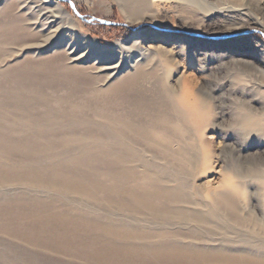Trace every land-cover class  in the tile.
Returning <instances> with one entry per match:
<instances>
[{
    "label": "rangeland",
    "instance_id": "obj_1",
    "mask_svg": "<svg viewBox=\"0 0 264 264\" xmlns=\"http://www.w3.org/2000/svg\"><path fill=\"white\" fill-rule=\"evenodd\" d=\"M34 1L0 0V95L17 88L22 90L21 85L24 84L22 74L24 73L21 72L26 71L30 64L34 63L31 66L38 64L44 66L43 62L46 60L55 63V59L62 58L58 57L61 56V52L59 53L58 51L60 50L58 46L60 44L62 45L63 42L66 43L67 40H71L72 43L81 46L82 51H85L84 54L88 58V61L77 64V67L80 69L71 71L67 75L68 78L65 79L61 78L59 69L51 68L45 72L39 69L34 70L33 73H35L37 80L45 77H53L52 79L58 78L61 82L64 81L63 85L52 87L44 84L41 92L45 95L46 101L41 104L40 102L36 103V107L32 105L31 107H23L22 109L20 105L10 100L5 103L0 102V115L2 117L0 124L3 125L2 129L11 125L15 132L37 135L43 141L42 144H46L47 147L48 145H52L56 148L55 152L57 153H54L55 155H52L53 153H46L45 155H41L39 160L55 163L63 160V158L65 160L66 157L68 161V157H73L83 151L85 153V162L87 161L89 163L88 158H92V160L95 158V164L99 161L96 165L98 166L99 164L100 167L92 168L90 171L86 170L95 175V178L87 177V180L97 179L96 181L102 182L103 180H107L105 177L108 178L105 175V170H103L104 162L101 159H105L101 149L104 146L103 143L105 144L107 140L106 121L103 118L101 110L107 108V105L101 96L104 92L95 91V89L99 86L106 87L113 81L121 80L129 73H132L131 69L122 67V71L116 75L114 80L111 79L108 82H102L103 80L96 81L93 75L95 70L90 68L95 57H98L100 60L105 59V61L110 62L120 61L121 63L135 60L138 58L136 55L140 52L138 48L148 42L150 40V33L155 31L168 35H180L184 39H195L199 42L211 43L220 41L225 46H233L236 49L239 46H249V44L251 45V43L254 44L255 42L264 44L263 0H200L199 6H193L186 0H155L148 5V8L140 10L137 15L131 17V22H129L127 12L124 9V6L127 5V0H53L62 5L66 12L73 18L74 22L70 25H62L60 32L46 42L43 41L44 36L34 35L33 32L35 29L31 23L35 21L33 17L35 16L37 18L38 16L35 6L38 2L34 3ZM228 8L235 10L230 11ZM79 15L83 18H80ZM137 16H141L142 21L138 20L136 18ZM254 17L258 19L260 25H256L257 27L254 25H246L250 23L248 19ZM101 20H106L109 23H102ZM113 22L116 24H113ZM25 25L30 26V29H25ZM236 26L237 28L233 29ZM228 29L233 32H226ZM227 34L236 35L225 37L224 39L213 38L214 36ZM131 44L135 47L132 53L123 50V47ZM184 49L185 51L182 52V55L176 57L170 63L172 71L168 80L176 76L177 72L179 73L184 70L189 90L198 98L192 95L190 97L196 98L194 100L196 104H206V112L208 114L206 116H208V119L202 125H192L188 115L197 116L198 113L196 111L182 112L181 114L184 118L187 117L185 121L186 125L189 124L188 128H186L188 131L183 137L177 136L176 139L180 140L179 142L189 143L188 146L191 148H189V154H191L192 162L201 161L204 157L203 155L207 153L206 156L211 157L212 164L205 172H199L196 168L193 169V166L184 161V158L172 159L167 154L160 155V153L151 152L145 149L143 142L133 136H129V138L127 137V144L131 148H134L135 153L132 158L135 160L125 158L122 162L119 160V163L123 167L128 165L134 167L132 169V176L126 181L130 185L137 186L145 181H156L155 183L168 186L183 184L188 189L187 182L191 183L195 180V183L200 185L205 180L204 178H212V176L216 175L215 178L217 179L211 185V188H221L220 181L223 179V175L220 172V168L223 162L219 152L227 142L222 140L223 135L227 132L231 134L235 128L239 129L241 127L238 125V112L241 107L249 108L256 114L264 113V60H254L253 65L259 66V70H251L245 69V67L242 68V66L238 65L237 62L229 57L228 59L219 57L217 51L211 50L207 52L209 56L205 55L197 59V57L190 55L185 46ZM166 66L168 67L169 65L167 64ZM158 68L154 77L146 76L150 79L149 81L152 85H148L145 82L146 90H143V85L140 87L141 85L139 86L137 82H132L130 86L134 90L128 93L131 97L134 95L136 98L142 97L146 99L153 109L156 111L159 110L162 115L171 116L172 121L170 120V122L175 123L176 120H174V117L178 115L177 112H179L181 106L183 107V103L179 100V97H172L163 91L164 84L167 82L164 75H162L163 71H165V65L160 64ZM168 89L170 91L177 90L175 86ZM63 93L69 94V100L64 104L56 103L54 101L55 96ZM95 95L98 96L97 100L94 99ZM110 98L114 99L115 96H110ZM82 99L84 101L96 102H93L95 105H91L93 103H90V105L87 104L83 107L80 106L84 102ZM47 111L57 117L55 120L56 123L48 119L50 116L46 119L43 118V120L37 119L36 121L35 117L39 118L41 114ZM29 116H32L36 123H28ZM138 118H142L141 115H134V119L139 120ZM209 122L215 124L222 123L221 126H224L221 128L219 125H208L210 124ZM230 123L234 125V128H229L228 125ZM89 128L94 130L92 131L93 133L91 132L92 135L86 133ZM240 130H243V128L241 127ZM239 134L237 139L247 143L253 142L252 144H254L248 148L249 150L246 153H249L251 157H260V160H264V130H256V132H252L251 134H246L243 130ZM198 136H202L200 140ZM76 137H79L78 139H82V141L61 143L64 138L77 139ZM255 142H260V146H257ZM231 143L234 144L233 142ZM113 145L118 146V144ZM93 150L98 151L94 153ZM236 151V148L232 151L234 156L237 155ZM226 153L228 152L226 151ZM86 155L88 156L86 157ZM90 155L94 156V158ZM96 156L98 157L96 158ZM39 160H36L33 156H27L17 151L10 153L0 152V164L11 170L22 169L29 172L33 171L32 173L37 172L41 164ZM142 164L151 165V167L145 168ZM83 170L85 169L81 168L79 171ZM193 175L197 176L191 179ZM248 192L253 202L251 205H253L254 200L257 199L254 197L258 195V191L252 186ZM102 194L101 191L95 190L91 194V197H87L79 193H65L51 189L45 190V188L35 187L32 183H24V181H17L7 185L0 184V198H8L11 196L37 197L51 203L41 209L42 211H63L71 215H81L86 220H93L100 224L128 226L131 229L141 228L142 231L148 232L149 235L146 234V238H142L141 234L137 235L133 233L135 237L131 241L137 245H146L148 247L163 245L164 243H170L174 239H179L184 244L194 243L196 240L190 241V238L176 236L177 233L188 234L190 232L194 233L200 239V244L213 245L215 249H222L219 245L224 242H230V244L232 243L238 246V243H235L238 239L257 243L264 241L263 232L256 229L253 230L249 225L231 228L227 221L222 223L208 221L197 228H195L192 222H189L187 225H180L181 223H177L176 221H172L171 223V221L166 220L164 217L150 218L148 215L134 214L130 209H119L116 207L118 206L116 204H107ZM196 197L202 198L201 195H196ZM202 200L203 204H212L211 197L208 199L202 198ZM187 206L201 210L205 209L203 206H195L192 203ZM37 217V214L34 216L30 213L29 215H20L17 220H20L19 223H22L21 225H26L33 222L32 219L36 222L35 218ZM1 224L11 228L16 226L11 219L5 218H0ZM192 227L194 230L189 231V228ZM166 232L168 234H165ZM173 234L175 235L173 236ZM93 235L97 236V233H93ZM208 237H211L213 242L212 240L210 242L212 243H204ZM79 241H76L79 244L72 245L67 250L54 246L37 247L20 239V237L18 238L12 235L9 230L0 228V264H98L88 260L84 256V247L89 243L90 237L84 234L81 237V241ZM116 241L120 242L122 238H118ZM224 245L232 248V245ZM244 245L247 247L250 246L249 244ZM134 260L141 264H171L163 260L146 261L147 263H145V260L139 258Z\"/></svg>",
    "mask_w": 264,
    "mask_h": 264
},
{
    "label": "bare ground",
    "instance_id": "obj_2",
    "mask_svg": "<svg viewBox=\"0 0 264 264\" xmlns=\"http://www.w3.org/2000/svg\"><path fill=\"white\" fill-rule=\"evenodd\" d=\"M127 1V5L124 6V9L127 12L129 22H131V17L137 15L140 10L148 8V5L155 0ZM186 1L193 6H199L200 3V0ZM34 3H37L35 6L38 16L35 18V16L33 17V15H31L33 19H35V21L31 23L35 29L33 32L34 35L44 36V39L42 38L44 42L56 36V34L60 32L62 25H70L74 22L70 14L56 1L35 0ZM228 9H230V11L235 10L231 8ZM136 18L142 21L141 16H137ZM248 20L250 23L246 25H260L258 19L255 17L249 18ZM24 28L30 29V26L25 25ZM236 28L237 26L233 29ZM226 32L233 31H229L228 29ZM150 34V40L138 48L140 52L136 55L138 56L137 59L130 60L127 63H121L116 60V62H110L95 57L90 67L95 70V74L93 72L94 79L96 81L103 80L102 82H108L111 79L114 80L116 75L122 71V67H127L132 70V73H129L125 78L113 81L106 87L99 86L95 89V91L104 92L101 96L102 100L107 105V108L101 110L103 118L106 121L105 128L107 129V140L105 144L103 143L104 146L101 149L102 155L105 157V159H101L102 162H104L103 170L106 172L105 175L108 176V178L105 177L107 180L104 181L102 179V182L96 181L97 179H89L91 181L87 180V177L93 178L95 176L93 173L87 171L92 170V168L100 167L99 164L98 166L96 165L99 161L95 164L94 156L90 155L94 159L88 158L89 163L86 161L87 164L84 160V151L70 158L67 156L69 159L68 161L66 157L65 160L63 158V160H59L55 163L39 160L41 155H45L46 153H53L52 155H55L54 153H57L55 152L56 148L52 145L47 144V147L46 144H42L43 141L39 139L37 135L15 132L11 125L2 129L3 125L0 124V152L10 153L17 151L27 156H33L36 160L41 161L38 171L34 173H32L33 171L29 172L22 169L11 170L0 164V184L7 185L17 181H24V183H32L35 187H42V189L45 188V190L51 189L65 193H79L87 197H91V194L95 190H98L103 193V199L107 204H116L118 205L116 207L119 209H130L134 214H144L150 216V218L164 217L166 220L171 221V223L172 221H176L177 223H181L180 225H187L189 222H192L195 228L208 221H218L220 223L227 221L231 228L249 225L253 230L256 229L264 234V160H260V157H251L249 153H246L247 150H249L248 148L254 145L252 144L253 142L247 143L237 139L240 135L239 133L243 130L246 134H251L260 129L264 130V113L256 114L249 108L241 107L238 112V125L241 126L243 130H240L241 127L239 129L235 128L231 134L227 132L223 135L222 140L227 142L219 152L223 162L220 168V172L223 175V179L220 181L221 188H219L220 186L218 187L219 189L211 188V185L215 183L214 181L217 179L215 178L216 175L212 176V178H204L205 180L200 183V185L196 184L195 180L191 183L187 182L188 189H186L183 184L168 186L155 183L156 181H145L146 183L144 182L135 186L126 182L132 176V169L134 167L130 165L123 167V165H120L119 160L122 162L125 158L133 159L132 156L135 150L127 144V137L129 138V136H133L143 142L145 144V149L151 152L160 153V155L167 154L171 156L172 159L184 158V161L193 166V169L196 168L199 172H205L212 164L211 157L208 155V157L206 156L207 153L203 155L204 157L201 161L192 162L191 154H189L191 149L190 146H188L189 143L179 142L180 140L176 139L177 136L183 137L188 131L186 128H188L189 124L186 125L185 121L187 117L184 118L181 114L182 112L187 113L189 111H196L198 113L197 116L188 115L192 125H202V123L208 119V116H206L208 115L206 112V104H196L194 101L198 97L189 90L184 70L179 73L177 72L176 76L168 80L172 71L170 63H172L173 59L182 55V52L185 51L184 46L188 49L190 55L192 57H197V59L207 55V52L213 50L218 52L217 54L219 57L227 59L229 57L237 62L238 65L242 66V68L245 67V69L259 70V66L253 65V61L264 60V44H260L259 42H255L254 44L251 43L249 46H239L236 49L233 46H225L220 41L211 43L199 42L195 39H184L180 35H168L157 31ZM58 49L59 53L61 52V56L58 57L62 58L55 59V63L46 60L43 62L44 66L39 64L31 66L34 65V63L31 62L32 64H30L28 69L21 72L24 73L22 74V78H24L23 81L25 84L21 85L22 90L17 88L11 92H5L6 94L0 95V102L5 103L10 100L20 105L22 109L23 107H31L39 102L40 104L44 103V101H46L45 95L41 92L44 84L46 86L56 87L59 85L62 86L64 81L61 82L58 78L52 79L53 77H45L41 80H37L35 78V73H33L34 70L36 71V69H39L45 72L51 68L59 69L61 78L65 79L68 78V73L75 69H80L77 67V64L88 61V58L84 54L85 51H82L81 46L72 43L71 40H67L66 43L63 42L62 45L60 44ZM133 49H135V47L132 44L123 47V50L126 52L132 53ZM160 64L165 65V71H163L162 75H164L165 80H167L164 84L163 91L167 92L168 95L172 97H179V100L183 103V107L181 106V110L179 109V112H177L178 115L174 117V120H176L175 123L170 122L171 116L162 115L159 110L156 111L153 109L146 99L142 97L136 98L134 95L131 97L128 93L134 90L130 86L132 82H137L139 86L141 85L140 87L143 85V90H146L145 82L148 85L151 84L149 81L150 79L146 76L154 77ZM167 64L169 65L168 67L166 66ZM174 86L177 90L170 91L168 89ZM190 95L196 98L190 97ZM110 96H115V98H110ZM97 98L98 96L95 95L94 99L97 100ZM192 98L193 100H191ZM68 100L69 94L67 93L57 95L54 98V101L59 104H64ZM93 102L95 103L96 101H84L80 106L84 107ZM94 103L91 105H95ZM36 105L34 107H36ZM136 114L138 116L141 115L142 118H138L139 120L134 119V115ZM47 117L49 120L56 123L55 120L57 117L53 113H49V111L41 114L39 118L35 117V119L37 121V119L43 120V118L46 119ZM1 118L0 115V119ZM28 118V123H36L32 116ZM221 124L210 123L208 125H219V127L222 128L224 125L221 126ZM228 126L229 128H234L232 123ZM92 131L94 130L89 128L86 133L92 135ZM49 138L52 139L51 137ZM76 138L77 139L64 138L61 143L82 141V139H78L79 137ZM84 140H86V138H84ZM92 141L94 140L92 139ZM136 142L140 145L138 141ZM231 142H233L235 146ZM259 143L260 142H255L257 146H260ZM113 144H118V146H114ZM235 148L237 150L236 156H234L232 152ZM145 149L143 148V150ZM97 151L95 150L94 153ZM226 151L228 153H226ZM87 156L88 155H86V157ZM97 157L98 156H96V158ZM134 160L135 159H133V161ZM142 166L145 168L151 167V165L148 166L145 164H142ZM80 167L85 169L83 170L84 172L79 171L81 169ZM196 176L193 175L191 179H194ZM252 186L258 191V195L254 197L257 199L254 200L255 202L253 205H251L253 202L248 194V190ZM196 195H201L203 199L211 197L212 204H203L202 198H197ZM190 203L195 206H203L205 209L201 210L199 208L187 206ZM49 204H51L49 201L37 197L27 198L24 196H11L8 198H0V218L11 219L16 225L11 228L1 224L0 228L9 230L12 235L18 238L20 237V239L27 241L33 246H54L64 250L69 249L72 245L79 244L76 243V241H81L82 235H88L90 241L84 247V256L88 260L98 264H141L134 260L136 258L145 260V263L151 260H163L171 264H264V241L257 243L238 239L235 241V243H238V246L232 243L230 244V242H224L219 245L222 249H215L213 245L200 244V239L197 238L194 233L190 232L188 234L182 233L183 235L181 233L175 234L176 236L190 238V241L196 240L194 243L184 244L180 242L179 239H174L167 244L164 243L163 245L148 247L146 245L133 244L131 241L132 238L135 237L133 233L137 235L141 234L142 238H146L148 232L142 231L141 228L131 229L128 226L100 224L93 220H86L81 215H71L63 211L48 212L41 210ZM30 213L34 216H36V214L38 215V217L35 218L36 222L32 219L33 222L21 225L22 223H19L20 220H17L19 216L29 215ZM190 230H194L193 227L189 228V231ZM227 232L229 231L227 230ZM93 233H97V236L93 235ZM165 234L168 233L166 232ZM175 234H173V236ZM118 238H122V241L117 242L116 240ZM211 240V237H208L204 243H212L213 240L210 242ZM224 244L232 245V248ZM244 244H249L250 246L247 247ZM216 247L218 248V246Z\"/></svg>",
    "mask_w": 264,
    "mask_h": 264
},
{
    "label": "water",
    "instance_id": "obj_3",
    "mask_svg": "<svg viewBox=\"0 0 264 264\" xmlns=\"http://www.w3.org/2000/svg\"><path fill=\"white\" fill-rule=\"evenodd\" d=\"M79 16H80V15H79ZM80 18H83V17L80 16ZM101 22H102V23H105L106 20H105V21H104V20H101ZM106 23H109V22H106ZM113 24H116V23L113 22ZM234 35H236V34H227V35L214 36L213 38H214V39H219V38L231 37V36H234Z\"/></svg>",
    "mask_w": 264,
    "mask_h": 264
}]
</instances>
